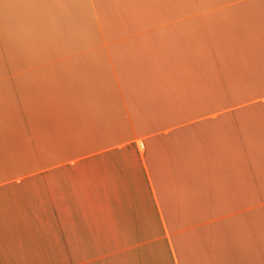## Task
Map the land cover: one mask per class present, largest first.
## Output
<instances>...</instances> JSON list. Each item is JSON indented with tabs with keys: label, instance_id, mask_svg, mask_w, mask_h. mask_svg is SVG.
Returning <instances> with one entry per match:
<instances>
[{
	"label": "crops",
	"instance_id": "crops-1",
	"mask_svg": "<svg viewBox=\"0 0 264 264\" xmlns=\"http://www.w3.org/2000/svg\"><path fill=\"white\" fill-rule=\"evenodd\" d=\"M46 123L102 163L104 249L6 213ZM0 264H264V0H0Z\"/></svg>",
	"mask_w": 264,
	"mask_h": 264
},
{
	"label": "rangeland",
	"instance_id": "rangeland-1",
	"mask_svg": "<svg viewBox=\"0 0 264 264\" xmlns=\"http://www.w3.org/2000/svg\"><path fill=\"white\" fill-rule=\"evenodd\" d=\"M29 101L31 106L36 99L29 98ZM35 116L30 107L29 130L34 136L36 125L31 121ZM58 132L63 138V130L58 129ZM43 133L45 143L42 146L36 141L21 145L15 137L11 146L6 141L7 155L11 154L13 160L12 173L18 175L10 184L14 205L8 203L6 213L12 211L14 223L21 220L22 232L29 236L30 249L36 248L32 237L36 233L37 213L39 219L42 214L45 218V241L42 245L45 250L70 248L79 252L104 249V193L98 192L104 187L102 163L89 155L82 157L81 161L61 162L54 166L51 160L54 153L59 158L68 154L63 146H53L51 123H46ZM42 159H45L44 170L40 167ZM11 195H7L8 198ZM54 211L58 213L62 237L64 235L62 241L52 230L50 218Z\"/></svg>",
	"mask_w": 264,
	"mask_h": 264
}]
</instances>
